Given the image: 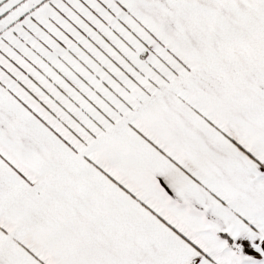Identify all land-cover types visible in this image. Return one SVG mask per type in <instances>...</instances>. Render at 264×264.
I'll return each instance as SVG.
<instances>
[{
	"label": "snow or ice",
	"instance_id": "6c2138e0",
	"mask_svg": "<svg viewBox=\"0 0 264 264\" xmlns=\"http://www.w3.org/2000/svg\"><path fill=\"white\" fill-rule=\"evenodd\" d=\"M0 264H264V0H0Z\"/></svg>",
	"mask_w": 264,
	"mask_h": 264
}]
</instances>
